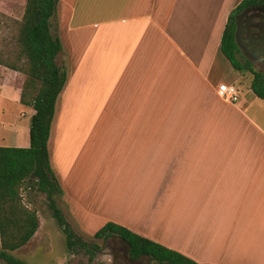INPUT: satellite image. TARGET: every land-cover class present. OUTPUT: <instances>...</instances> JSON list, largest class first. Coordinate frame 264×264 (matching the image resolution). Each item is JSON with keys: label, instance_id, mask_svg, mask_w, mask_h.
Masks as SVG:
<instances>
[{"label": "crops", "instance_id": "1", "mask_svg": "<svg viewBox=\"0 0 264 264\" xmlns=\"http://www.w3.org/2000/svg\"><path fill=\"white\" fill-rule=\"evenodd\" d=\"M241 1L60 0L51 30L62 92L83 62L82 100L93 94L96 61L98 117L114 118L76 133L74 153L55 110L50 162L85 221L120 224L200 264H264V99L241 93L247 72L221 50ZM221 84H235L239 101H225Z\"/></svg>", "mask_w": 264, "mask_h": 264}, {"label": "trees", "instance_id": "2", "mask_svg": "<svg viewBox=\"0 0 264 264\" xmlns=\"http://www.w3.org/2000/svg\"><path fill=\"white\" fill-rule=\"evenodd\" d=\"M58 1L26 0L17 34L18 62H0L26 75L20 101L35 110L30 125V145L0 146V259L7 264H26L14 252L29 243L40 226L37 210L22 202L21 188L26 182L31 190L47 195L48 206L64 232L66 246L71 252L76 248L92 252L98 247L78 236L56 200L63 192L51 168L48 142L57 99L67 81V73L57 62L62 43L51 30ZM254 5H264V0H243L232 10L223 32L221 50L235 69L252 74L251 88L264 99V71L244 56L236 40L237 16ZM114 236L128 244L133 259L148 256L158 263L200 264L114 222H107L95 233L98 239Z\"/></svg>", "mask_w": 264, "mask_h": 264}, {"label": "rangeland", "instance_id": "3", "mask_svg": "<svg viewBox=\"0 0 264 264\" xmlns=\"http://www.w3.org/2000/svg\"><path fill=\"white\" fill-rule=\"evenodd\" d=\"M59 3L60 0L57 3V9ZM24 7L22 0H0V62H18L16 59L19 53L17 34L20 21L23 18ZM53 31H55V27ZM92 44L95 45V41ZM87 66L86 70L90 71L89 79L93 87V94L90 92L88 98L82 100V73L85 72V65L82 62L76 68L77 73L71 78L68 89L59 96L56 105L57 113L60 112V114H57L59 120L57 122L58 128L64 129L70 134V138L73 139L74 153H77V147H79L80 151L81 143L74 138L76 133L86 132V135H88L91 130L87 128H112V123L109 121L112 122L114 120L108 112L105 113V117H98V108L100 106V109H102L105 101H98L97 92L95 91L98 87L97 81L101 79L102 75L100 74L103 70L101 67L98 68L96 61H90ZM254 66L259 70L262 69L257 64H254ZM72 71H69V73ZM246 74V83L238 84L236 82V85L247 98L248 96H255L256 98L258 96L251 89L249 82L253 76L249 72ZM25 79L26 75L24 73L15 71L0 63V87L1 85L4 86V94L6 96V99L3 98L2 102L0 101V115H2L3 110L5 111L4 121H0V143H4L3 145L27 147L30 143V125L34 111L17 102L16 98L18 91L23 87ZM55 118L56 115L53 118V123ZM100 118H104L102 125L99 124ZM4 122H10L12 126H4ZM80 128H85L86 130ZM51 168L63 192L62 195L56 196L58 205L78 236L86 242L98 244V247L92 252L84 248H76L74 252H71L66 246L65 234L48 206L49 199L47 195L37 190H31L29 182H26L21 188L22 202L30 209L37 210L40 226L29 243L16 250L14 254L24 259L26 264H128L125 261V259L128 260L125 252L129 248L127 243L117 236L108 239L96 238L95 233L100 227L99 223L91 220L85 221L83 216L79 215V210L72 208L69 201L65 199L64 182L63 185L61 183L63 178L60 180L52 163ZM147 262L154 264L150 261ZM0 264L7 263L0 259Z\"/></svg>", "mask_w": 264, "mask_h": 264}, {"label": "water", "instance_id": "4", "mask_svg": "<svg viewBox=\"0 0 264 264\" xmlns=\"http://www.w3.org/2000/svg\"><path fill=\"white\" fill-rule=\"evenodd\" d=\"M258 19V21H257ZM236 40L250 60L264 71V6L247 7L237 16ZM253 28L259 29L252 33Z\"/></svg>", "mask_w": 264, "mask_h": 264}, {"label": "built area", "instance_id": "5", "mask_svg": "<svg viewBox=\"0 0 264 264\" xmlns=\"http://www.w3.org/2000/svg\"><path fill=\"white\" fill-rule=\"evenodd\" d=\"M219 94L225 101L230 103H236L240 99V91L235 84H221Z\"/></svg>", "mask_w": 264, "mask_h": 264}, {"label": "flooded vegetation", "instance_id": "6", "mask_svg": "<svg viewBox=\"0 0 264 264\" xmlns=\"http://www.w3.org/2000/svg\"><path fill=\"white\" fill-rule=\"evenodd\" d=\"M255 6V5H254ZM264 6V5H263ZM249 7H251V6H249ZM246 9V8H245ZM243 12V11H242ZM241 12V13H242ZM240 13V14H241ZM257 21H258V19H257ZM251 32L252 33H258L259 32V29H257V28H253L252 30H251ZM242 50V49H241ZM242 52H243V50H242ZM243 54H244V52H243ZM244 56L248 59V60H250V58L249 57H247L245 54H244ZM251 61V60H250ZM252 62V61H251ZM253 63V62H252ZM263 66H264V64H263ZM128 245V244H127ZM129 247V246H128ZM126 258H128V260L127 259H125V261L128 263V264H151V263H149V262H147V261H150V262H152V263H154V264H170V263H167V262H165V263H158V262H156V261H153L150 257H148V256H141V257H139L138 259H133L132 257H131V255H130V248H128L126 251Z\"/></svg>", "mask_w": 264, "mask_h": 264}]
</instances>
